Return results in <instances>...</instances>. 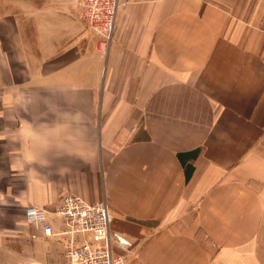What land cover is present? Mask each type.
<instances>
[{"label":"crops","instance_id":"0c3cea01","mask_svg":"<svg viewBox=\"0 0 264 264\" xmlns=\"http://www.w3.org/2000/svg\"><path fill=\"white\" fill-rule=\"evenodd\" d=\"M119 1L101 57L80 0H0V264L67 263L68 192L127 264H260L264 0Z\"/></svg>","mask_w":264,"mask_h":264},{"label":"built area","instance_id":"2783aa9c","mask_svg":"<svg viewBox=\"0 0 264 264\" xmlns=\"http://www.w3.org/2000/svg\"><path fill=\"white\" fill-rule=\"evenodd\" d=\"M119 5V0H80V15L97 37L96 51L101 57L109 52ZM55 212L62 224L61 233L82 236L78 243L66 246V264H127V257L135 255L131 242L110 229L112 215L105 200L87 202L68 192L61 195ZM47 213L37 206L24 208L25 221L48 236L54 228Z\"/></svg>","mask_w":264,"mask_h":264},{"label":"rangeland","instance_id":"374dc122","mask_svg":"<svg viewBox=\"0 0 264 264\" xmlns=\"http://www.w3.org/2000/svg\"><path fill=\"white\" fill-rule=\"evenodd\" d=\"M120 2V1H119ZM88 30V29H87ZM89 31V30H88ZM259 254H260V257H259V263L260 264H264V244H263V248H262V250L260 249V252H259Z\"/></svg>","mask_w":264,"mask_h":264}]
</instances>
